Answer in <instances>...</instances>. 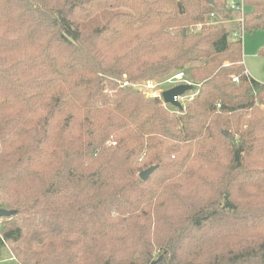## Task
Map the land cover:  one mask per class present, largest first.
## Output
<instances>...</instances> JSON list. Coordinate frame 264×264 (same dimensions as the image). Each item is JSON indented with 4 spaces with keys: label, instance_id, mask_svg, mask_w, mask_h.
I'll use <instances>...</instances> for the list:
<instances>
[{
    "label": "trees",
    "instance_id": "1",
    "mask_svg": "<svg viewBox=\"0 0 264 264\" xmlns=\"http://www.w3.org/2000/svg\"><path fill=\"white\" fill-rule=\"evenodd\" d=\"M228 1L0 0V249L16 264H264V84ZM243 4V33L264 30V0ZM178 72L184 107L130 86Z\"/></svg>",
    "mask_w": 264,
    "mask_h": 264
},
{
    "label": "rangeland",
    "instance_id": "2",
    "mask_svg": "<svg viewBox=\"0 0 264 264\" xmlns=\"http://www.w3.org/2000/svg\"><path fill=\"white\" fill-rule=\"evenodd\" d=\"M231 1H237V0H229L228 2L230 3ZM244 10H245V8H244ZM244 10H243V14L245 11H247V10H245V11ZM232 18L236 19L237 15L235 13H233L230 20ZM237 19H236V21H237ZM230 20L223 21L225 28L228 30L236 29L237 24L229 23ZM241 42H242V58H243L244 68L251 75V77L253 79L264 84V70H263L264 60L260 55H258V51H259L260 47H262L264 45V30L254 31L252 33H243L241 36ZM144 82H146V81L133 83L130 86L133 89H136V90L143 92V86L142 85ZM154 82L163 83V81H154ZM188 87H190V88H188L189 91H186V93H190V92L192 93L195 91L194 87H192V86H188ZM170 89H173V86L164 84V85L158 87L157 91L154 90V92H157L158 94L161 93V95H162V92L168 91ZM166 106L170 109L173 108V106L170 104H166Z\"/></svg>",
    "mask_w": 264,
    "mask_h": 264
},
{
    "label": "built area",
    "instance_id": "3",
    "mask_svg": "<svg viewBox=\"0 0 264 264\" xmlns=\"http://www.w3.org/2000/svg\"><path fill=\"white\" fill-rule=\"evenodd\" d=\"M229 9L233 12H237L239 14V17L236 21L237 24V29L232 32V37L233 38H241L243 34V10H244V4L243 0H237V1H231L229 4ZM214 16L211 15L210 18L212 19ZM233 83H237V80L235 78L232 79ZM167 84L173 86V88H176L178 86H192L190 81L187 79L186 75L183 72H178L171 77L167 78L166 80L163 81V83H158L154 81H146L143 83V93L145 94L146 97L154 98V97H159L162 99L161 93L158 94L157 92H154V90L157 91V88ZM193 87V86H192ZM163 93V92H162ZM195 96V92H190V93H184L181 96L174 97L173 101L178 102L180 107H184V104L189 103L190 101L193 100ZM163 101V100H162ZM164 105H166L163 102Z\"/></svg>",
    "mask_w": 264,
    "mask_h": 264
},
{
    "label": "water",
    "instance_id": "4",
    "mask_svg": "<svg viewBox=\"0 0 264 264\" xmlns=\"http://www.w3.org/2000/svg\"><path fill=\"white\" fill-rule=\"evenodd\" d=\"M188 88L190 87L182 85V86H178L176 88L163 92L162 93L163 102L165 104H170L173 107L180 108V105L178 104V102L173 101V98L183 95L186 91H189ZM156 169H157V166H153V167H150L144 170L143 172L139 174V178L142 181H146ZM12 215H14V212L12 211L0 210V218L10 217Z\"/></svg>",
    "mask_w": 264,
    "mask_h": 264
},
{
    "label": "crops",
    "instance_id": "5",
    "mask_svg": "<svg viewBox=\"0 0 264 264\" xmlns=\"http://www.w3.org/2000/svg\"><path fill=\"white\" fill-rule=\"evenodd\" d=\"M234 13L237 15V18H238L239 14L237 12H234ZM236 19L232 18L229 23H235L236 24V22H235ZM231 30H233V29H231ZM0 264H16L12 254L9 252V250L7 248L0 249Z\"/></svg>",
    "mask_w": 264,
    "mask_h": 264
}]
</instances>
